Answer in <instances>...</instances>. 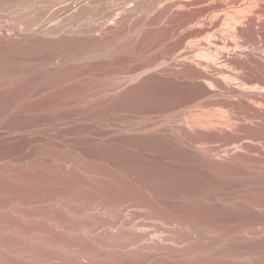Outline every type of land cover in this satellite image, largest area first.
Instances as JSON below:
<instances>
[{"label":"rangeland","instance_id":"rangeland-1","mask_svg":"<svg viewBox=\"0 0 264 264\" xmlns=\"http://www.w3.org/2000/svg\"><path fill=\"white\" fill-rule=\"evenodd\" d=\"M88 1L0 37V264H264V0Z\"/></svg>","mask_w":264,"mask_h":264},{"label":"bare ground","instance_id":"bare-ground-1","mask_svg":"<svg viewBox=\"0 0 264 264\" xmlns=\"http://www.w3.org/2000/svg\"><path fill=\"white\" fill-rule=\"evenodd\" d=\"M54 1L56 2V0H53V2ZM57 1H59L58 6L49 14H46V6H39L37 3L29 5L31 0H0V37H4L5 40L10 43L17 42L19 39H24V36L32 34L37 29L42 35L50 38H62L63 35H76L96 30L92 22L94 21L96 14H98L99 8H92L86 4L74 8V3H80L85 0ZM99 1L101 0H93V3ZM9 9H14V23H11L12 20L9 19V16L7 18V16L4 17V15H2V12ZM45 14L47 17H44ZM127 19L128 15L125 14L124 10L115 19L114 23L120 24Z\"/></svg>","mask_w":264,"mask_h":264}]
</instances>
